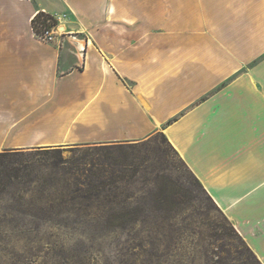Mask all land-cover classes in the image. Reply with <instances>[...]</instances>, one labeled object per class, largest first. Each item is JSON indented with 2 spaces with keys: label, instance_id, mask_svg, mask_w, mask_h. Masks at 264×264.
<instances>
[{
  "label": "crops",
  "instance_id": "1",
  "mask_svg": "<svg viewBox=\"0 0 264 264\" xmlns=\"http://www.w3.org/2000/svg\"><path fill=\"white\" fill-rule=\"evenodd\" d=\"M38 12L69 42H40ZM167 19L178 41L151 43ZM153 132L264 264V0H0V144Z\"/></svg>",
  "mask_w": 264,
  "mask_h": 264
},
{
  "label": "rangeland",
  "instance_id": "2",
  "mask_svg": "<svg viewBox=\"0 0 264 264\" xmlns=\"http://www.w3.org/2000/svg\"><path fill=\"white\" fill-rule=\"evenodd\" d=\"M57 23L52 42L38 40L69 42ZM174 23L167 19L160 34L150 35L151 43L178 41ZM86 125V135L96 137L93 124ZM8 139L0 153L61 149L63 160L74 163L82 151L94 150L84 159L93 195L87 201L75 196L76 204H51L90 189L72 185L66 175L77 164L55 169L48 156L33 157L20 184L0 195V264H259L162 132L143 141L77 138L74 144L35 148L11 146Z\"/></svg>",
  "mask_w": 264,
  "mask_h": 264
},
{
  "label": "trees",
  "instance_id": "3",
  "mask_svg": "<svg viewBox=\"0 0 264 264\" xmlns=\"http://www.w3.org/2000/svg\"><path fill=\"white\" fill-rule=\"evenodd\" d=\"M57 20L54 16L51 14H47L45 12H39L33 19L32 25L33 29L36 34L41 32L40 28L43 30H50L51 27L56 26ZM165 137V136H164ZM166 138V137H165ZM167 140V139H166ZM168 141V140H167ZM169 143V142H168ZM103 148V147H99ZM91 151H94L92 149H87L82 151L81 154V159L79 161H75L72 163L70 160H63L62 158V150L61 149H50V150H44L40 152L34 153V151H17V152H12V153H0V195L8 193V190L13 187L17 186L18 183L17 181L22 177L23 172H27L29 170V167L31 165L32 158L36 157L38 154H43L45 156H48L50 160H52V167L55 169L58 168H63L64 170L70 166L71 164H77L74 166L75 168H67L68 172L66 173L72 176V182L74 186L78 187V185H82L87 187L89 191H84L82 192V195H79V189L76 190L75 192H72L71 195L68 196H62L59 200H56L55 202L51 203V200L48 203L51 204H56L58 202V205L64 206L67 205L68 203H77V199L79 197L80 200L87 201L93 192V187L92 186V181L90 180V177L87 176V173L90 172L88 168V162L85 163L84 159L88 158L91 153ZM97 151V149H96ZM91 166L94 167V162L91 161L90 163ZM74 170V173H73ZM68 181V178H66ZM24 192H30L29 189L24 190ZM81 192V191H80ZM75 196H77V199H75ZM72 197V199L69 201L67 198ZM241 238V237H240ZM242 239V238H241ZM243 240V239H242ZM244 241V240H243ZM245 242V241H244ZM248 247V246H247ZM249 248V247H248ZM250 250V249H249ZM253 253V252H252ZM254 255V254H253ZM256 258V256L254 255ZM259 264L261 262L256 258Z\"/></svg>",
  "mask_w": 264,
  "mask_h": 264
},
{
  "label": "built area",
  "instance_id": "4",
  "mask_svg": "<svg viewBox=\"0 0 264 264\" xmlns=\"http://www.w3.org/2000/svg\"><path fill=\"white\" fill-rule=\"evenodd\" d=\"M53 29L50 30H41V32H39L38 34L35 33V36L38 39L44 40L46 42H52L54 40V36L52 34Z\"/></svg>",
  "mask_w": 264,
  "mask_h": 264
}]
</instances>
